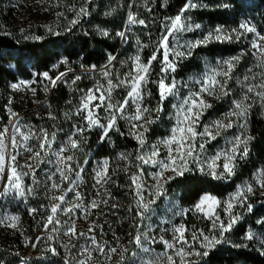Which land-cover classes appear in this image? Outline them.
<instances>
[{
    "label": "trees",
    "instance_id": "trees-1",
    "mask_svg": "<svg viewBox=\"0 0 264 264\" xmlns=\"http://www.w3.org/2000/svg\"><path fill=\"white\" fill-rule=\"evenodd\" d=\"M30 1L0 0V132L2 125L7 123L6 97L12 94V84L20 80L41 81L45 72L55 79L68 71L92 70V66L98 72L82 75L81 88L90 89L99 79L110 78L117 84L132 70L136 55L147 63L155 52L158 59L151 64V97L148 101L156 120L147 134L148 143H154L167 136L169 130L168 104L160 100L156 81L163 67V49H157L172 19L182 15L183 22L191 25L193 33L198 36L223 26L224 35L232 37L219 41L213 39L198 47L187 61L179 62L176 74L182 79L201 68L205 61L230 58L245 49L244 43L237 38L239 32L233 31L244 19L250 20L264 34V0H196L200 6L183 14L181 9L186 0H52L57 6L56 26L50 30L41 27L18 29L11 21L12 6ZM81 8L86 9L88 14L78 15ZM129 13L145 20L147 27L138 23L128 24ZM196 24L201 25L200 29L194 28ZM105 31L108 36L102 34ZM121 31L126 33V41L117 35ZM109 55L117 59L109 66L111 75L106 78L102 72L108 64ZM127 91L125 88H114L113 101L119 102ZM73 97L62 80L49 93L38 92L37 101L46 102L45 106L35 108L36 104L32 101L25 104L16 101L13 108L23 120L43 127L48 134L60 133L64 136L72 131L67 120ZM211 111L221 115L225 109L223 105H218ZM117 128L118 131L112 134V142H101L100 133L90 132L80 139L76 153L82 157L80 163L88 160L90 166L96 160L108 158L110 174L117 183L124 184L128 176L145 171L143 162L137 157H146L149 147H141L122 120H119ZM246 138L248 154L237 160L234 175L220 180L192 170L168 183L165 190L167 198L176 201L183 209L192 210L204 195L211 194L223 200L245 182H254L255 176L264 169V101L260 104L252 102L248 110ZM126 159L136 161L137 166L127 167L124 164ZM75 167L79 171L81 164ZM27 187L32 195L30 208L43 215L42 223L36 229L29 210L24 211L32 239H35L50 214L52 203L37 182L28 180ZM230 213L236 217L231 230L223 236L219 233L221 242L207 250L208 255L195 264H264V240L259 238L264 234V189L254 191L243 203H236L228 214L222 215L226 224ZM198 219L188 215L189 227L192 223L204 222L203 217ZM209 227L207 223L208 230ZM249 233L254 237L251 240L247 239ZM7 238V234L0 232V262L22 264V258L9 256ZM17 244L21 245V240Z\"/></svg>",
    "mask_w": 264,
    "mask_h": 264
},
{
    "label": "rangeland",
    "instance_id": "rangeland-1",
    "mask_svg": "<svg viewBox=\"0 0 264 264\" xmlns=\"http://www.w3.org/2000/svg\"><path fill=\"white\" fill-rule=\"evenodd\" d=\"M12 8L14 11L11 21L18 29L26 27H41L50 30L58 22L55 12L57 6L52 0H31L30 2L22 5L19 3L14 4ZM244 21L254 25V23L250 20L244 19L242 22ZM257 31H259L258 28ZM203 36L204 35H195L193 31H177L168 36L169 59L176 61V70L175 72H162L159 79L167 77L165 82L168 83L174 77L178 82V88L176 95H170L167 99L162 101L167 102L169 108L167 110V122L169 125L167 136L158 139L154 143H148L147 134L151 130L152 126H154L153 124L156 120V115L152 110L150 102L148 101L151 97L149 92L153 72L151 65L150 75L148 77L149 83L146 86L141 103L142 107L149 109V112L144 115L152 122L145 124L143 128L133 127V124L139 125L142 124L143 121H133L129 119V117L135 113V106L130 104L122 115L117 113L116 126L109 133V137L105 140L106 142H112V134L118 131V122L119 120H122L126 123L127 128L130 130L134 139L139 141L138 134L142 133L144 146L149 147L147 149L146 158L151 155L152 150L155 148L158 155L152 157V159L157 162L168 161L169 148L165 146L162 141L170 138L172 130L177 126L179 119L178 106L182 103V99L187 97L190 92L199 90L200 84L196 83V81L199 80L202 82L204 75L206 73H210L212 68H218V61L224 60L219 59L213 62L205 61L203 66L201 68H197L188 78L182 79L177 77L176 71L178 69V63L187 61L191 58L193 52L198 47L192 50L191 55H186L184 58L175 57L173 52L177 49L187 51L181 46L186 45L190 41L201 39ZM238 36V39L241 40L246 47L239 52L238 55L242 52L244 55L228 78L220 76L217 77V79L223 82V89H217V91L212 95H203L204 100L208 105H210V107L204 110L203 115L200 117L199 122L196 125V131L198 133L204 132L205 128H208L209 131L214 134L215 138L213 139L209 136H197L195 140L196 148L194 155L198 158V160L204 162V170L201 171V165L194 163L192 159L189 158L188 168L191 169V171L197 170L207 175V162H210L217 154L227 151L231 146L230 141L233 140L234 136L243 133L246 137V128L242 129L239 125L245 123L247 117L230 116L229 113L234 111V103L243 99L244 95L247 93V87L249 85L261 83V80L264 79V67L261 66L260 60L253 55L254 50L251 49L250 46V41L253 38L252 34L239 33ZM96 72H98V70L68 71L64 73L61 80L56 82L55 87L63 80L74 96L67 120L69 125L72 127V131L68 135L63 136L60 133L50 135L43 127L23 120L22 116L14 111L13 104L16 101H19V104H25L32 101L36 104L35 108L45 106L46 102L40 103L37 101L38 92L42 91L49 93L55 87L51 86L49 80L45 79L44 75L41 81L35 79L20 80L15 84H19L21 81H24L25 84L21 85L19 90H14L11 87L12 94L6 97V100H8V104L6 105L7 123L3 124L1 127V132H3L4 129H8V134L4 137V143H10L14 122L17 118H19L18 123L21 125V130L26 133L33 134V138L27 141L26 144H23L16 149H11V154L19 153V155H17V163L19 165L23 166L28 163L33 165L35 168L34 175H26L22 177L21 182L25 189V195L23 197L19 196L14 189L9 188L7 184L5 185V188L8 190L0 193V232L7 234L8 236L7 239L9 241L10 248L9 256L11 258L14 256L22 258V264H66V262L67 264H79V261H86V264H169L167 257L171 255L174 258L175 264H180L181 256L177 254V249L180 247V244L177 243L176 238L178 234L175 232V229L178 227H182L184 229V239L188 242L184 245L185 252L189 249H191L193 253L197 251L203 252L209 250L211 247L204 248L202 246L203 237L208 236L210 238H219L218 235L221 233L219 223L224 222L222 215L224 216L229 212L225 211L227 208V202L230 201L236 192L243 186L251 184L253 187L252 193L261 189L257 181L258 179H261L259 177V173L264 169L260 170L255 176L254 182H245L234 194L229 195L223 200L211 194L203 196H211L220 202L219 205L214 206V211L216 215L219 216V221L216 222V226L214 227L213 220L215 217L212 219L208 218L204 212L198 211L196 206L192 210L183 209L176 201L167 198L165 191L166 186L174 178L180 177V175L171 171H163L164 176L173 178L167 180L166 182L159 181L156 175L162 171L159 163L155 165L151 163H143L145 171H140L139 174L133 175L132 177L128 176L129 178L125 181L126 183L120 184L117 183L114 176L110 174V160L108 158L96 160L93 165L90 166L89 164L80 163L82 161V157L77 156V149H69L65 155H72L74 157L72 161L74 169L76 168L75 166L81 164V168H84L85 170L81 172L79 188L77 189V191L82 193V201L76 200L74 193H68L66 206L71 207L77 203H83L85 207L90 210V214L87 216L85 215L84 208H78L72 214L73 219L75 220L77 232H83L85 235L73 237L71 239H69L68 236H65L64 232L66 226L63 222L68 220L69 217L61 213L59 214V219L61 221L60 224L49 225L48 229L43 226L37 234V238L32 239V233L28 227L29 223H27V220L24 218V211L29 210L32 224L33 226H36V229L41 225L43 215L30 208L31 206L29 200L32 195L30 194V191H28L27 181H35L41 185L45 195L49 198L52 205L54 203H58L59 201H54L52 197L62 195L68 188L72 187V185L69 182H65L59 189L51 188L52 181H49L47 177L49 173L55 170V153L61 146L67 143V139L70 136L74 139L77 138L74 135L77 126L84 128V132L78 137V143L80 139L85 137L90 132L102 134V130L98 127L88 129L86 127L87 122L83 118L86 113L78 111L81 104V97L85 95L88 90H94L98 86L104 88L105 90L107 89L108 79H99L97 84L90 89L81 88L82 75H94ZM48 76L50 77V75ZM76 76H80L81 79L76 80L75 83H73ZM245 76L248 77V80H245ZM253 76H255L256 79H252ZM128 78L129 74L120 78L119 82L127 81ZM116 88L128 89L127 86H119ZM33 89L35 91H33ZM113 91L114 89L112 90L111 95L113 94ZM248 95L250 99L245 101L246 104H252V102L260 104L263 102L255 95V93H249ZM218 105H223V108L225 109V112L221 115H217L211 111L214 106ZM97 115L99 116L100 122L102 124H106L112 114L106 110V108H100L97 110ZM216 121H223L225 124L231 122V127L221 128L217 131L214 127ZM44 133H47L51 143L50 146L41 150L40 144L43 142L42 136ZM17 140H20L19 136H17ZM201 145H203L202 149L200 147ZM245 145L246 144L241 146V150L245 147ZM28 148H30L31 151H27L26 149ZM8 151L10 152V147ZM37 152L40 153V156L38 159H35L33 157ZM238 159L239 158L235 160V164ZM105 160L108 161V175L110 179L102 186L96 185L94 187L95 170H97L98 165H102ZM135 162L136 161L126 159L124 164L127 167L137 166V163ZM217 163L222 164V159L217 161ZM18 170L21 172L31 171V169L27 167H21ZM220 170L221 169H217V171ZM187 172L190 171H185V173ZM134 177L139 178L137 183L143 189L145 203L147 204L146 208H137V184L133 183ZM226 177L227 176H224L219 179H225ZM55 179L58 181V177ZM71 179H75V176L73 175ZM2 180L3 178H0L1 183ZM252 193L247 194V196ZM93 200L97 201L99 204V206L95 209H91V202ZM232 203L235 206L238 201L232 200ZM204 208L207 210L208 206L204 205ZM138 212H142L143 214L138 215ZM188 215L193 216L197 220H199V216L203 217L204 222L192 223L190 228L187 223ZM10 216L18 217V220L15 222V227L8 226L9 221L7 217ZM46 222L47 219L45 220V224ZM207 223L210 226L209 230L206 228ZM52 227H55L57 231H51ZM90 228L93 229L91 232H89ZM49 236L52 237L51 240L48 238ZM92 236L95 237L99 245L104 247V252L98 251L96 247L91 244L88 237ZM138 236L140 237L139 241L137 240ZM259 238L264 240V234ZM18 240H21V245L17 244ZM164 241L174 244L175 247L168 249L163 243ZM66 244L68 247H65ZM85 247L91 249L90 257L82 251ZM52 248L56 251H50ZM113 248L116 249V252L111 251ZM202 257L203 255H191L190 257H185L184 264L198 263ZM0 264L3 263L0 262Z\"/></svg>",
    "mask_w": 264,
    "mask_h": 264
},
{
    "label": "snow or ice",
    "instance_id": "snow-or-ice-1",
    "mask_svg": "<svg viewBox=\"0 0 264 264\" xmlns=\"http://www.w3.org/2000/svg\"><path fill=\"white\" fill-rule=\"evenodd\" d=\"M200 6L196 0H186L184 7L181 9V13H186L192 9H196ZM87 11L84 8L79 10L78 15H87ZM75 23V21H73ZM140 24L147 27L145 20L137 19L135 15L129 13L128 15V24ZM201 25L196 24L194 26L195 29H200ZM193 27L183 22L182 15H177L174 19L171 20L170 25L166 26L167 34L161 38L160 45L157 49L159 51L160 48L163 49V67L161 68V72L168 73V72H175L176 70V61L169 59V43H168V36L174 34L177 31H193ZM234 32L249 33L252 34L253 38L250 41L251 49H253V55L260 60L261 66L264 67V34H261L257 31V28L254 25H251L249 22L244 21L241 22L238 26V29H233ZM104 36H108V32L102 33ZM122 39L125 41L127 40L126 33L121 31L117 33ZM239 38V36L237 37ZM221 40V39H232L231 36L224 35L223 26H217L212 31H209L206 35H204L201 39H196L195 41H190L184 47L187 51H181L179 49L173 52V55L177 58H184L186 55H191L192 50L200 47L202 45L207 44L210 40ZM244 53L242 52L238 56H232L228 59H224L222 61H218V68H212L210 73H206L204 75L203 81L197 80L196 83L200 84L199 90L190 92V94L182 99V103L178 106V113L179 119L177 126L172 130V135L170 138L165 139L162 143L169 148V159L166 162H157L153 160L152 157L158 155L156 149L154 148L151 152V155L147 158L145 156H138L137 159L141 160L144 164H157L161 167L162 171L157 175L159 181L166 182L173 177H166L163 175V171H171L177 175H184L185 171H191L188 168L189 158L192 159L194 163H198L201 165L200 170L203 171V161L198 160V158L194 155L195 152V140L197 136H209L210 138H215L214 134L209 131L208 128H205L204 132H197L196 125L199 122L200 117L203 115L204 110L210 105L206 103L203 98L204 94L212 95L214 94L217 89H223V82L217 79L218 76L228 78L230 73L233 71L235 66L239 63ZM117 59L113 55H109L108 57V64L104 66V70L102 75L106 78L110 77L109 66L112 65V62ZM158 59L157 54L154 52L151 57L148 59L147 63L141 61L140 55H136L134 57V64L132 67V71L129 73V78L127 81H120L117 84H114L112 79L107 80V89L98 86L94 90H88L85 95L81 97V104L78 109L81 113H86L84 115V119L86 120L87 124L86 127L88 129L98 127L102 130L101 134V142H104L108 137L109 133L115 128L117 122V113L123 114L125 109L131 104L135 106V113L129 117V119L133 121H143L142 124H133V127L143 128L145 124H149L152 121L148 120L145 117V113L149 112V109L146 107H142V100L144 91L146 90V86L149 83L148 77L150 75V67L153 61ZM92 70H95V66H92ZM45 79L49 80L52 87H55L56 82L61 80L64 73H61L60 76L55 77V79L48 76V73L45 72L44 74ZM166 78H161L156 81L159 90L160 100L164 101L170 95H176L178 82L173 77L170 82L166 83ZM81 79L80 76H76L73 83L76 80ZM252 79H256L255 76ZM245 80H248V77L245 76ZM25 82L21 81L19 84H12L11 87L14 90H19L21 85H24ZM119 86H127L128 91L126 96L122 98L119 102L113 101L112 99V90ZM33 91H35L33 89ZM249 93H255V95L261 100L264 101V79L261 80L260 84H251L247 87V93L244 95L242 100H238L234 103V111L229 113L230 116H239V117H247L248 110L251 107V104H246L245 101L250 99ZM98 101V102H97ZM100 108H106L112 115L106 124H102L100 122L99 116L97 115V110ZM53 118L54 117H50ZM242 129L246 128V121L239 125ZM214 127L217 131L221 128L231 127V122L225 124L223 121H216ZM84 132V128L79 126L76 127V131L74 135L77 137L76 139L72 138L71 136L67 139V143L59 148V150L55 153L56 155V167L55 170L48 174V180L52 181L51 188L52 189H59L60 186L65 183H71L72 187L68 188L66 192H64L60 196H54L52 199L54 201H59L58 203H54L50 208V214L47 216V222L44 225L46 229H48L49 225H57L60 224L61 221L59 219V214L63 213L69 217L68 220L64 221L65 232L64 235L68 236L69 239L77 236H84L85 233L77 232L75 220L73 219L72 214L78 208H84L85 215L90 214V210L85 207L83 203H77L71 207H67V197L68 193H74L76 200L82 201V193L77 191L79 188V181L81 172L85 169L80 168L79 171L75 170L72 161L74 157L72 155H65V153L69 149H78V137L80 134ZM8 134V129H4L3 132H0V178H3L5 183L9 186V188L14 189L19 196L23 197L25 195V189L22 185V177L26 175H34L35 168L33 165L26 163L25 165L21 166L17 163V155L11 154L8 149L9 147L12 149H16L23 144H26L27 141L33 138V134L26 133L21 130V125L19 123L13 126V132L10 137V143H4V137ZM17 136H19L20 140H17ZM139 142L141 147L144 145V139L142 133L138 134ZM43 142L40 144L41 150H44L46 147L50 146L51 141L47 133H44L42 136ZM247 138L241 133L240 135H236L233 137V140L230 141V148L227 151H224L221 154H217L214 156L210 162H207L208 172L207 175L212 176L213 178L219 179L224 176H232L235 173V160L237 158H242L248 154L247 147H243L241 150V146L246 144ZM201 149L203 145L200 146ZM27 151H31L30 148L26 149ZM40 153H35V159H38ZM222 159V164H218L217 161ZM89 161H84V164H88ZM21 167H27L31 169L30 172H21L18 169ZM217 169H221L217 171ZM109 165L108 161L105 160L102 165H98L97 170H95L94 180L96 185H103L107 183L110 179L108 175ZM75 176V179H71L72 176ZM58 177V181L57 178ZM258 183L261 189H264V170L259 173ZM138 177L133 178V183L137 184V208L143 209L147 207L145 203V198L143 195V189L137 183ZM8 189L0 187V192L7 191ZM28 191H31L29 189ZM253 192V187L251 184L243 186L239 189L236 194L232 197L230 201L227 202V208L225 211H230L234 205L232 200H237L240 203H243L244 200L247 198V194ZM106 203V201H105ZM220 202L211 196H205L201 199V201L196 205V209L198 211L204 212L205 215L213 220V226H216V222L219 221V216L216 215L214 211V206L219 205ZM204 205H207L208 208L205 210ZM99 206L98 202L93 200L91 202V209H95ZM249 210H250V206ZM35 211V210H33ZM138 215H142V212H138ZM10 227H15V222L18 220L16 216L7 217ZM236 217L230 213L229 222L225 224L224 222L219 223V228L221 230V236L224 233L231 230L233 223L235 222ZM93 229L90 228L89 232ZM51 231L55 232L57 229L55 227L51 228ZM175 232L178 234L176 240L177 243L180 244V247L177 249V254L181 256L180 264H184V258L190 257L191 255H203L207 256L208 251L203 252H195L189 249L185 252L184 245L188 242L184 239V229L182 227H178L175 229ZM202 235V234H201ZM50 240L52 239L51 236L48 237ZM253 235L251 233L248 234L247 239H253ZM90 239L91 244L96 247V249L100 252H104V247L99 245L94 236L88 237ZM140 237H137L139 241ZM221 241L216 237H203L202 246L204 248H209L214 246L215 244L220 243ZM168 249H172L175 247L174 244H171L167 241L163 242ZM35 246V245H33ZM65 247H68L66 244ZM50 251L55 252L54 248L50 249ZM84 253L87 254L88 257L91 256V249L85 247L82 250ZM112 252H116V249H111ZM147 251V250H146ZM169 264H175L174 258L169 255L167 257ZM67 264V262H66ZM79 264H86V261H79Z\"/></svg>",
    "mask_w": 264,
    "mask_h": 264
},
{
    "label": "bare ground",
    "instance_id": "bare-ground-1",
    "mask_svg": "<svg viewBox=\"0 0 264 264\" xmlns=\"http://www.w3.org/2000/svg\"><path fill=\"white\" fill-rule=\"evenodd\" d=\"M17 123H18V120H16V121L14 122V125L17 124ZM14 125H13V126H14ZM11 135H12V134H11ZM11 149H12V148H10V153H11ZM5 185H6V183H5L4 179H3L0 187L5 188ZM0 193H1V192H0Z\"/></svg>",
    "mask_w": 264,
    "mask_h": 264
},
{
    "label": "water",
    "instance_id": "water-1",
    "mask_svg": "<svg viewBox=\"0 0 264 264\" xmlns=\"http://www.w3.org/2000/svg\"><path fill=\"white\" fill-rule=\"evenodd\" d=\"M21 117V116H20ZM19 118H17V120H18Z\"/></svg>",
    "mask_w": 264,
    "mask_h": 264
}]
</instances>
